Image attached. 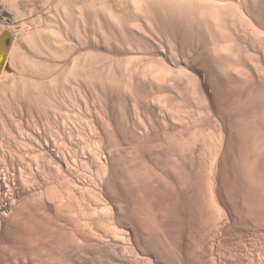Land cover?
I'll return each mask as SVG.
<instances>
[{"label": "bare ground", "instance_id": "obj_1", "mask_svg": "<svg viewBox=\"0 0 264 264\" xmlns=\"http://www.w3.org/2000/svg\"><path fill=\"white\" fill-rule=\"evenodd\" d=\"M0 264H264V0H0Z\"/></svg>", "mask_w": 264, "mask_h": 264}, {"label": "rangeland", "instance_id": "obj_2", "mask_svg": "<svg viewBox=\"0 0 264 264\" xmlns=\"http://www.w3.org/2000/svg\"><path fill=\"white\" fill-rule=\"evenodd\" d=\"M45 1V0H44ZM98 62L97 63H99V62H101V63H99L98 64V66H97V70H99V72H102L103 71V69L106 67V66H104V65H106V62H107V60H106V58H104V56L102 57H99L98 59H96ZM102 61H104V63L102 62ZM96 63V64H97ZM101 64V65H100ZM103 67V68H102ZM100 68V69H99ZM105 70V69H104Z\"/></svg>", "mask_w": 264, "mask_h": 264}]
</instances>
